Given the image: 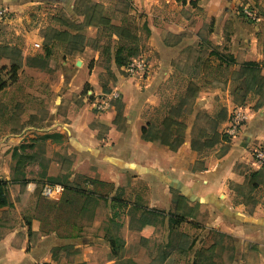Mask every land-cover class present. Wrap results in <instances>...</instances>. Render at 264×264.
Here are the masks:
<instances>
[{
    "label": "crops",
    "instance_id": "0c3cea01",
    "mask_svg": "<svg viewBox=\"0 0 264 264\" xmlns=\"http://www.w3.org/2000/svg\"><path fill=\"white\" fill-rule=\"evenodd\" d=\"M76 1L0 0V9L12 13L39 5L45 8L67 6L71 19L76 16ZM131 1L133 14L142 16L150 31L148 48L137 58L145 61L146 71L130 76L127 66L113 64L111 72L115 84L110 86L111 91H104L99 76L105 69L98 52L87 44L93 38L89 31L97 29L85 26L80 32L86 37L83 51L75 54L72 65L64 62L61 70L53 74L57 82L49 86L52 98L47 107L46 120L49 121L36 128L28 125L21 134L0 137V178L9 181L12 176L11 147H17V143L25 144V138L34 133L44 138L56 136L46 139L47 143L54 148H65L69 157L78 159L74 168L76 173H82L80 165L87 162L107 179L105 183L111 184L106 194L96 190L88 200L92 204L87 206L105 204L106 215H109V218L105 216L107 224H102L103 221L96 217L87 231H75L94 237L60 238L58 231L42 234L39 221L32 222L29 235L26 223L19 222L0 235V264H153L157 261L151 253L147 255V243L158 230H164L167 238L182 224L200 228L203 234L213 231L219 236L231 237L235 247L232 264H252L246 259L248 245L261 254L258 264H264V221L256 222L250 218L237 222L243 218L240 213L244 204L241 202L239 207L233 208L234 195L230 189L231 185L248 188L250 174L262 169L254 159V152L264 146V104L256 110L240 95H227L229 108L238 106L245 113L246 121L236 135L230 136L229 142H221L203 159L192 145L189 134L185 135V142L179 148L156 146L142 137V129L150 122L145 110L161 104L162 83L173 74L174 61L189 47L208 48L206 43H209L235 60L236 64L229 67L232 73L238 71L241 64L254 62L261 66L264 78V0ZM239 7L254 11L257 21L247 22ZM204 26L210 27L211 31L207 40L202 41L199 33ZM114 94L117 99H111ZM99 99H106V109L102 112L93 109ZM242 103L246 105L244 109L239 107ZM59 111L62 112L58 114ZM227 126L228 120L224 124ZM48 175L53 176L50 171ZM29 184L36 182L31 180ZM28 185L25 188L31 196V205L34 197L39 195ZM87 186V190L94 188L91 183ZM101 187L98 185L96 189ZM20 192L19 185L8 187L11 208L21 216L20 211L30 205L25 208L19 205ZM175 195L183 197L185 204L197 213L186 214L185 222L171 226L172 215H183L177 210ZM182 204L184 202L180 209ZM8 209L0 210V218ZM144 209L165 212L164 219L159 218L153 227L141 231L139 219ZM205 214H208V222L202 227L198 219ZM111 237L124 242L118 256L112 254ZM201 247V244L193 245L190 251L194 254L197 251L216 253L218 249H224L215 242L208 249ZM57 251H61L58 257ZM159 264L171 262L167 259L162 262L161 258Z\"/></svg>",
    "mask_w": 264,
    "mask_h": 264
},
{
    "label": "rangeland",
    "instance_id": "374dc122",
    "mask_svg": "<svg viewBox=\"0 0 264 264\" xmlns=\"http://www.w3.org/2000/svg\"><path fill=\"white\" fill-rule=\"evenodd\" d=\"M125 1L99 0L96 3L102 5L104 13L112 19L114 26H121L122 21L126 22V24L131 23L130 21L127 22L129 13L132 16V23L138 28L137 35L140 38L139 43L143 47L142 51L147 50L148 36L143 29L145 19L139 14H133V10L131 11L129 6V2H132L131 0ZM87 2H90V0L82 2L84 7L82 3L79 6L77 3L75 8L76 16L73 15L71 19L69 18L71 14L66 10L67 6L45 8L41 5L22 12L5 13L3 18L0 19V46L15 48L23 52L24 57L15 83L9 81V70L13 59L4 58L0 61V66L5 67L0 73V81L5 82L4 89L0 91V137L11 133L21 134L28 125H32L35 128L44 126L43 122L47 121L46 118L49 113L47 107L52 99L49 86L50 83L57 82V78H53V74L61 70L64 62L72 65L75 60V54L70 52L71 46L63 47L57 42H53V37L57 32L65 31L75 35L78 34V31H83L85 26H88L87 24L90 23L93 11L89 9L91 5ZM239 8L240 14H242L244 19H247V22L255 23V21H251L243 15L244 7ZM79 12H82L83 15H79ZM79 22L82 23L79 24ZM210 31V27L204 26L199 33L200 39L202 41L207 40ZM88 34L93 36L87 41V44L93 49L95 45L103 48L108 45L109 41L114 49L119 41L118 32L116 31L93 30L89 31ZM97 39L99 43L96 42ZM45 47L52 50V55L50 59L41 60L39 58L44 55ZM95 51L99 54V60L103 68L105 69L107 66L111 68L113 64L109 65L105 58H101L102 49ZM209 52V49L205 47H189L185 49L180 57L174 61L173 74L167 81L162 83L161 104L156 108L149 107L145 110V114L149 115L150 122L162 118L170 107L182 102L183 94L192 77L194 82L202 88V91L196 100L190 101L189 104L184 106V109L182 108V113L184 112L183 116L187 118L189 129L185 135L189 134L191 140L200 141L199 145L195 146L199 152L200 159L208 157L211 153V150L204 149L201 145L207 130L211 127L205 122V115H209L215 120L221 112L226 111L228 119L230 110L234 111L239 108L238 106H236L237 108L234 106L229 108L230 104L227 101V95L235 94L237 88L243 87L239 82L231 81L232 69L229 70L225 65H219L214 58H209ZM16 59L15 57L14 60ZM206 62L208 63L205 67L204 64ZM195 66H200V71L192 74L191 71ZM99 79L101 85L106 86L111 91L110 86L115 84L113 75L105 70L100 74ZM63 85L64 82H62ZM240 96L252 105V109L255 108L262 97L253 93L247 96ZM240 106L243 109L246 107L244 103ZM61 112L59 111L58 114ZM178 115L180 114L176 116ZM225 122L219 126V131L222 134H225ZM46 124L52 126L51 123ZM32 135L25 138V144L31 146L30 149L24 154L19 153L22 155V161L19 155H17L15 160L12 159L11 171L22 162L21 166L26 164L25 174L28 180L43 184L49 182V179L52 178L55 180L54 182L63 185L72 183L73 185L88 188L85 184V180L88 178L102 182L101 189L94 190L99 191L100 194L109 192V188L103 186L107 179L87 162L80 165L82 173L78 174L74 170L78 164L76 157H69L63 147H52L44 139V136L42 137L35 133ZM55 141H58V139H55ZM20 145V143H17V147H11L9 152L13 153ZM26 157L30 158V160H26ZM261 168L264 171V166ZM49 171L53 176L48 175ZM73 175L75 176L73 177ZM257 182L259 186L254 190L235 185L230 186L232 195H234L233 202H231L233 208L239 207L238 205L241 202L244 204L241 206L242 212H239L243 217L237 220L239 223L244 221V219L250 218L256 222L264 221V176L260 177ZM70 195L72 194H68V197ZM66 197L67 195L64 194L55 202H49L41 196L34 197L30 207L20 211L21 216L16 210L9 207L7 210L9 212L5 211L0 218V235L19 222L26 223L31 221L32 223L33 221H38L37 219L40 220L42 234L55 230L59 232L57 236L60 238H70L69 236L78 238L94 237L88 234H77L75 231L80 232L82 229L87 231L93 225L96 217L100 219V222L103 221L102 224H107L105 216L109 218V215H106L105 204L100 203L99 206L92 205L89 208L85 206V208L81 209L82 205L80 206L77 203L79 201L83 203V200L77 199L75 205L68 207L63 204ZM88 204L91 205L92 202ZM179 212L183 215L193 214V212L197 213L185 203L181 205ZM200 218L198 219L200 220L198 221L199 225L205 227L208 222V214L202 215ZM140 221L141 218L139 219ZM199 229L195 226L182 224L179 229L175 228L174 234L167 238L164 230H158V234L150 240V243H147V255L151 253L152 257L155 258L154 261H157V263L153 264H159L161 258L162 262L167 259L171 264H232L235 258L233 239L219 236L213 231L210 234H203ZM214 242L220 244L224 249H218L216 253L197 251L194 254V251H190L193 245L201 244L203 246L201 249L204 250L205 248H210ZM246 250V259L248 258L252 264H258L261 254L257 250L250 249V245L246 247ZM59 253L61 251L55 252V255L58 257Z\"/></svg>",
    "mask_w": 264,
    "mask_h": 264
},
{
    "label": "trees",
    "instance_id": "16d2710c",
    "mask_svg": "<svg viewBox=\"0 0 264 264\" xmlns=\"http://www.w3.org/2000/svg\"><path fill=\"white\" fill-rule=\"evenodd\" d=\"M78 1V0H77ZM76 1L75 8L80 5L84 0H79V2ZM125 1V0H123ZM126 2V1H125ZM91 5L89 7L90 10L93 11V16L91 17L90 23L87 24L88 26L94 27L95 29L99 30H108V31H116L118 32L119 41L116 44L115 48L113 49L111 46V43L109 41L107 46H104L103 48L99 45H95V50L102 49L101 52V58H105L107 63L115 64L117 67H125L127 66L134 58L138 57L142 52V45H140L139 41L140 38L137 35L138 28H136V25L132 23V16L128 13L127 15V22L130 21L131 23L126 24V22L122 21L121 26H114L112 24V19L107 16L103 9L102 5L99 3L94 2L93 0H90V2H87ZM84 7V3H82ZM129 6L131 11L134 10L132 7V2H129ZM79 15H83L82 12L78 13ZM142 17V16H141ZM128 25V26H126ZM143 29L147 33V36L149 37L150 31L147 26V23L145 22ZM78 34H71L68 31L65 32H57L55 36L53 37V42H57L58 44L62 45L63 47H70L71 46V54H76L78 52L83 51L86 43V38L84 35L80 33V31L77 32ZM97 43H99V40H96ZM206 46L211 50L209 56L214 57L219 64L225 65L227 68L231 67L232 65H235V60L229 56L222 54L218 52L216 49H214L209 43H206ZM52 55V50L48 47H45L44 49V55L40 57L41 60H47L50 59ZM17 58L14 60V58ZM4 58H7L9 60H12V64L9 70V81L11 83H15L18 78V72L21 69L22 63H23V52L10 47H1L0 46V61ZM14 61V62H13ZM16 61V62H15ZM208 62L204 64L206 67ZM200 66H195L192 69V74L198 73ZM5 67L0 66V73L2 70H4ZM105 70L108 71L112 75L111 68L109 66L105 67ZM262 68L259 64L254 62H246L240 65V69L238 71H235L232 73L231 78L233 82H239L242 88H237L235 93L242 96H247L250 93H253L258 96H262L259 102L256 104L254 109H259L264 104V78L261 76ZM114 78V77H113ZM5 87V82L0 81V91H2ZM104 91H108L106 86H103ZM200 86L194 82L192 77L190 78V81L185 89V92L182 97V102L170 107L162 116V118H158L155 121H151L147 123V126L142 129V137L143 140L146 142H150L156 146H171L173 148H179L181 147L185 142V134L188 129L187 125V118L183 116L184 112L182 113V108L184 109V106L189 104L190 101L196 100L200 94ZM177 114H180L176 116ZM205 122L209 125H211L210 129L207 130V134L205 135V138L202 142V147L207 150H211L215 148L217 145H219L221 142H229L230 136L225 134H222L219 131V126L223 124L227 119V113L226 111H223L219 114L217 119H213L209 115H205ZM56 136H47L44 139H54ZM199 140L193 139L192 145L195 147L199 145ZM31 146H28L26 144L20 145L18 148L14 150L12 153V159L15 160L17 158V155L21 156L19 157L22 161V155L19 153L24 154L28 149H30ZM197 150V149H196ZM30 160V158L26 157V160ZM22 162L16 166L12 170V176L9 181L1 179L0 178V210L12 207V204L8 197V187L10 185H19L21 187V192L18 196L17 202L19 205L23 208L29 207V203L31 201V196L26 192V185L29 183L27 179V175L25 174L26 164L25 166H21ZM264 176V171L261 169L257 172H253L250 174L248 188L254 190L257 189L259 186V183L257 180ZM85 180V178H83ZM83 180V181H84ZM52 178L49 179L48 183L54 182ZM87 181V182H86ZM36 182V181H35ZM38 186H41L42 184L36 182ZM91 183L94 185L93 190H87V188H83L79 185H73L72 183H67L63 185L65 187V193L67 197L64 199L63 204L65 206H73L75 205V201L77 199L83 200V203H80V201L77 203L78 205H82L81 209L85 208V206H88V200L90 199L91 195H94L96 193V187L98 185L102 186V182H98L96 180L88 179L85 180V184L88 185ZM61 184V183H57ZM103 186H106L108 188H111V184L105 183ZM246 188V189H248ZM68 194H72L68 197ZM49 201V200H47ZM175 204L177 205V210H180V204L182 202L185 203V199L181 196H174ZM52 202V201H49ZM165 212L162 211H154V210H147L144 209L143 216L141 218V231H144L145 229L149 227H153L155 223L159 220V218H162ZM35 219V218H34ZM164 219V218H162ZM40 221L39 219H37ZM186 221V215H172L170 218L171 226L180 225L181 223ZM31 221L26 222L27 227L29 228V235L31 234ZM53 231H50L49 233L44 234H50ZM71 237V236H69ZM142 237L144 239L145 235L142 233ZM111 248H112V254L113 256H118L121 249L123 248V240L117 237H111L109 239Z\"/></svg>",
    "mask_w": 264,
    "mask_h": 264
},
{
    "label": "built area",
    "instance_id": "2783aa9c",
    "mask_svg": "<svg viewBox=\"0 0 264 264\" xmlns=\"http://www.w3.org/2000/svg\"><path fill=\"white\" fill-rule=\"evenodd\" d=\"M6 10L4 8L0 9V19L5 15ZM243 15L251 21H257V15L254 11L245 8ZM146 63L140 59L132 60L126 67L127 72L130 76H134L137 73H144L146 71ZM118 96L115 94L111 96V99H117ZM93 109L97 111H104L106 109V99H99L95 104ZM246 121L245 113L238 109L234 110L228 117V126L225 128V133L229 136H234L239 131V129L243 126ZM254 159L260 165V167L264 166V146H260L254 152ZM28 185V184H27ZM34 189L38 192V195L49 200V201H57L59 200L65 193V187L62 184H53L45 182L41 186L38 184H29L28 188H31V191Z\"/></svg>",
    "mask_w": 264,
    "mask_h": 264
}]
</instances>
